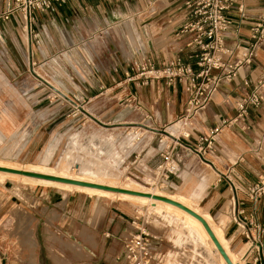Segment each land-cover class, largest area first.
I'll use <instances>...</instances> for the list:
<instances>
[{
    "label": "crops",
    "instance_id": "0c3cea01",
    "mask_svg": "<svg viewBox=\"0 0 264 264\" xmlns=\"http://www.w3.org/2000/svg\"><path fill=\"white\" fill-rule=\"evenodd\" d=\"M9 1L0 0V13ZM226 17L230 22L225 37L230 50L226 62L241 67L231 82L219 88L209 106L191 119L184 116L189 101L186 81L170 85L168 79L151 80L143 85L138 78L129 80L135 75L134 65L144 62L161 68L179 60L197 70V59L188 48L191 38L182 33L187 22L185 0H71L55 13L35 14L39 44H30L21 20L15 18L0 27V67L12 73L13 68H17L14 59L21 62L26 59L28 70L31 65L38 66L56 75L59 86L53 89L64 96L54 94L75 105L82 99L88 100V107L96 111L97 106L92 104L101 95L100 91L111 92L110 97L100 102L101 106H115L123 113L105 111L102 118L108 121L136 122L154 131L157 137L164 129H171L172 133L165 131L171 140L168 148L148 149L137 161L139 168L142 164H145L144 170L159 168L164 162L162 154L172 151L181 161L180 173L168 182L166 191L173 195H164L191 200L222 232L237 264H255L256 258L258 264H264V235L260 253L257 249L251 251V243L246 241L237 222L252 221L264 231V198L253 203L248 196V188L264 173V104L258 109L250 108L241 118L237 107L264 77V37L255 58L245 63L254 43L253 30L264 17V0H231ZM128 109L131 114L125 115ZM8 120L9 134L15 125L10 118ZM179 124H183L182 128ZM215 129H219V133L212 150L201 153L199 139ZM129 185L143 188L135 181ZM70 201L71 197L60 205L65 202L67 209ZM80 202L74 201L73 215L78 213ZM151 206L164 219L182 226L185 233H177V243L191 239L193 243L202 244L206 251L196 228L182 218H170V214L156 204ZM91 228L95 233H104L100 226ZM149 232L154 238L156 263L160 255L164 260L167 256L170 258L166 232ZM30 234L32 232L28 236ZM122 243L120 239L114 248L107 240L96 264H116ZM50 256L57 263L51 252Z\"/></svg>",
    "mask_w": 264,
    "mask_h": 264
},
{
    "label": "rangeland",
    "instance_id": "374dc122",
    "mask_svg": "<svg viewBox=\"0 0 264 264\" xmlns=\"http://www.w3.org/2000/svg\"><path fill=\"white\" fill-rule=\"evenodd\" d=\"M14 60L17 68L12 73L0 67L1 162L21 169L31 166L82 176L112 187L173 195L167 188L152 186L159 179L157 169L144 170L145 164L139 168L137 162L150 148H168L171 140L165 131L172 133L171 129H164L157 137L136 122L108 121L102 118L105 111L123 113L115 106H101L111 92L100 91L97 103L92 104L97 106L96 111H91L88 100L75 105L54 94L59 79L53 73L32 65L28 70L26 59ZM124 114H131V109ZM8 118L15 125L9 134ZM146 126L154 128L152 124ZM131 181L143 188L129 185ZM69 197L71 204L67 203L66 209ZM76 199L81 202L73 215ZM167 215L177 217L169 212ZM95 225L104 233L93 232L91 226ZM181 227L155 213L151 204L0 179V264H96L104 243L108 240L117 248L120 239L123 243L117 254L123 261L124 241L137 228L166 232L172 256L164 260L160 255L158 264H220L203 251L200 243L187 238L177 243V233H185ZM30 232L32 237L26 238Z\"/></svg>",
    "mask_w": 264,
    "mask_h": 264
},
{
    "label": "built area",
    "instance_id": "2783aa9c",
    "mask_svg": "<svg viewBox=\"0 0 264 264\" xmlns=\"http://www.w3.org/2000/svg\"><path fill=\"white\" fill-rule=\"evenodd\" d=\"M71 0H11L6 9L0 13V27L15 18L22 22V30L27 34L30 44H39L35 31V14L55 13L58 7L66 5ZM231 0H185L187 22L182 33L190 36L188 48L192 50L197 59V70L181 61H175L156 68L150 62L135 64V75L129 77L130 81H142L147 85L151 80L168 79L170 85L176 81L187 83L189 101L185 108V119L193 118L197 113L206 109L213 96L226 82H231L241 66L229 64L226 58L230 50L226 47V34L230 22L226 11ZM264 37V17L253 30L254 40L251 51L246 55L245 63H250L256 56V50ZM264 104V77L254 87L253 93L237 105L239 118L243 117L250 108H260ZM225 123L224 125H228ZM219 129L211 131L207 136L199 139L201 153L212 150L215 137ZM202 146H205L204 148ZM163 164L156 171L159 176L152 186L167 188L171 177L180 173L181 161L172 151L162 154ZM155 171V172H156ZM249 199L253 203L264 198V173L257 183L248 188ZM242 227L243 236L251 243L250 250L257 249L260 253L261 239L264 231L261 226L252 221H237ZM126 257L123 261L116 260V264H157L154 256V238L147 229L137 228L130 238L124 241ZM262 253V252H261ZM258 258L255 264H258Z\"/></svg>",
    "mask_w": 264,
    "mask_h": 264
},
{
    "label": "bare ground",
    "instance_id": "6f19581e",
    "mask_svg": "<svg viewBox=\"0 0 264 264\" xmlns=\"http://www.w3.org/2000/svg\"><path fill=\"white\" fill-rule=\"evenodd\" d=\"M47 156L44 158L43 161H45L47 159ZM0 167L6 168V169L25 171L28 173H36L39 175H45V176H49V177H55V178L65 179V180H69V181H75V182H79V183H86V184H91V185H101V186H105V187H112L109 185L100 184L98 182H92L89 179L82 177V176L67 175V174L55 172L52 170L32 168L31 166H28L24 169H21L22 167L19 168L18 165L16 166L13 164H6V163H3L0 161ZM0 179H12V180H16V181H21L23 183H30L33 185H43V186H48V187H54L55 189L65 190V191H69V192L87 193L88 195H90V194L91 195H100V196H106V197H110V198L111 197H120L123 200L129 201V202L135 203V204L137 203L140 205L156 204L158 207H161L164 210H166L167 212L173 213V215H176L177 217L184 219L191 226L196 228L204 240L207 254H209V256L211 255L214 259L218 260L220 264H227L226 261L224 260V258L222 257V255L220 254V252L218 251L217 247L215 246L214 242L211 240L210 236L208 235V233L204 229L203 225L197 219H195L194 217H192L188 213H186L183 210H181L175 206H172L170 204H167V203H164L161 201H157L154 199H150V198H145V197H138V196H134V195L116 193V192L96 189V188H92V187H85V186L73 185V184H68V183H61V182H56V181L36 179V178H32V177L10 174V173L1 172V171H0ZM112 188L124 189V190H128V191L140 192V193L150 194L153 196L167 198V199H170L174 202L180 203V204L184 205L185 207L189 208L190 210L194 211L195 213H197L198 215H200L202 218H204L206 220V222L208 223V225L212 229L215 237L217 238V240L219 241V243L223 247L224 251L228 255L231 262L233 264H237V259L235 260L234 256L229 251L228 245L222 236V232L212 224V222L210 221V219L207 216H203L198 211L196 206L192 202H190L191 200L187 201V200H184L182 197L181 198H176L173 196L167 197V196H164L163 194H159V193H155V192L152 193V192H147V191L131 190L129 188H120V187H112ZM31 235L32 234L29 235L30 238L32 237ZM29 236L27 235L26 238H29ZM27 240L28 239H26V242L29 241V240L28 241Z\"/></svg>",
    "mask_w": 264,
    "mask_h": 264
},
{
    "label": "water",
    "instance_id": "95a60500",
    "mask_svg": "<svg viewBox=\"0 0 264 264\" xmlns=\"http://www.w3.org/2000/svg\"><path fill=\"white\" fill-rule=\"evenodd\" d=\"M54 91L57 92L58 94H60L61 96H64L58 90L54 89ZM0 171L1 172H6V173H10V174H16V175L32 177V178H36V179L56 181V182H61V183H68V184H73V185L92 187V188L106 190V191H111V192H116V193L134 195V196H138V197H145V198H150V199H154V200H157V201H161V202L170 204L172 206H175V207L183 210L184 212L188 213L189 215H191L192 217L197 219L203 225L204 229L206 230V232L210 236L211 240L214 242L215 246L217 247L218 251L220 252L222 257L224 258L226 263L227 264H233L231 262V260L229 259L228 255L226 254V252L224 251L223 247L221 246V244L219 243V241L215 237L212 229L210 228V226L208 225L206 220L204 218H202L200 215H198L197 213H195L194 211H192L189 208L185 207L184 205H182L180 203H177V202H174V201H172L170 199L163 198V197H158V196H153V195H150V194L140 193V192L128 191V190L112 188V187H105V186H101V185H91V184H86V183H79V182H75V181H69V180H65V179H59V178H55V177L39 175V174H36V173H28V172H25V171L6 169V168H1V167H0Z\"/></svg>",
    "mask_w": 264,
    "mask_h": 264
}]
</instances>
